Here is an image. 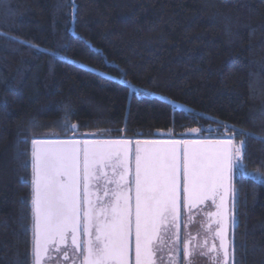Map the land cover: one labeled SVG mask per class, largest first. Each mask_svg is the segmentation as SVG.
<instances>
[{
    "label": "trees",
    "instance_id": "trees-1",
    "mask_svg": "<svg viewBox=\"0 0 264 264\" xmlns=\"http://www.w3.org/2000/svg\"><path fill=\"white\" fill-rule=\"evenodd\" d=\"M192 128L245 141L232 264H264V0H0V264H32V138Z\"/></svg>",
    "mask_w": 264,
    "mask_h": 264
},
{
    "label": "snow or ice",
    "instance_id": "snow-or-ice-1",
    "mask_svg": "<svg viewBox=\"0 0 264 264\" xmlns=\"http://www.w3.org/2000/svg\"><path fill=\"white\" fill-rule=\"evenodd\" d=\"M31 144L32 264H42L50 242L69 237L76 264H156L170 220L177 231L169 264H179L181 255L191 264L196 238L184 242L181 253L179 209L208 200L216 211L207 215L216 227L207 226L211 246L206 236L200 247L215 254L211 264H231L237 219L234 196L231 206L228 201L235 193L234 170L248 174L242 164L245 141L34 137Z\"/></svg>",
    "mask_w": 264,
    "mask_h": 264
},
{
    "label": "flooded vegetation",
    "instance_id": "flooded-vegetation-1",
    "mask_svg": "<svg viewBox=\"0 0 264 264\" xmlns=\"http://www.w3.org/2000/svg\"><path fill=\"white\" fill-rule=\"evenodd\" d=\"M171 139H178L176 137H169ZM169 138H151L147 140H160V139H169ZM117 140V139H116ZM128 140V139H127ZM132 140V139H129ZM202 140V139H200ZM135 141V140H134ZM108 175L111 176V170L107 169ZM237 171L234 170L233 182ZM102 195V192L100 193ZM233 194H229V206H231ZM107 199V198H106ZM216 209L212 205L211 201H202L191 204L188 208H184L181 205L179 209V237H180V250L182 253L184 242L188 241L191 237H195V240H192L191 244L194 246L193 251L194 255L191 261V264H211V257L215 254L209 253L207 251V247L203 249L200 247L204 241V238L207 236L208 239V247L211 246L213 240L210 237L209 230L207 226L211 224V228L215 229L216 225L213 222L214 218L209 217L207 214L209 212H215ZM33 224V220H32ZM177 229L172 226L171 220L169 222V227L166 231H162L161 237L164 241L163 244L157 245L156 252V264H169V255L171 253L170 242L174 238V233H176ZM33 239V233L31 232ZM70 239V237L68 238ZM218 246V241H215ZM70 247V246H69ZM63 248L61 242H50L47 246L46 253V263L45 264H53V263H61L65 258L67 259V264H76L77 262V253L75 249L71 245L73 253L68 251L60 252ZM204 251L205 255H200L199 252ZM62 253V254H61ZM63 256V259H61ZM82 259V257H80ZM179 264H185L182 255L178 258ZM232 264V261H231Z\"/></svg>",
    "mask_w": 264,
    "mask_h": 264
},
{
    "label": "water",
    "instance_id": "water-1",
    "mask_svg": "<svg viewBox=\"0 0 264 264\" xmlns=\"http://www.w3.org/2000/svg\"><path fill=\"white\" fill-rule=\"evenodd\" d=\"M75 130H77V127H76ZM198 132L196 134H193L190 131H185V132L177 134V137L178 138H182L183 137V138L193 139L194 137L198 136ZM86 134H89V133H86ZM90 134H92V133H90ZM86 136H88V135H86ZM170 136H171V132L170 131H168V132H161V131L154 132V137H156V138H169ZM102 140H116V139H102ZM131 147L134 149L135 145L133 144ZM68 240H69L68 242L71 244V239H68Z\"/></svg>",
    "mask_w": 264,
    "mask_h": 264
},
{
    "label": "crops",
    "instance_id": "crops-1",
    "mask_svg": "<svg viewBox=\"0 0 264 264\" xmlns=\"http://www.w3.org/2000/svg\"><path fill=\"white\" fill-rule=\"evenodd\" d=\"M31 178H32V171H31ZM31 229H32V226H31ZM68 241L69 240H67L66 242L62 243L63 244V248L61 249L60 252L68 251L70 253H73V250L71 248V244ZM32 244H33V239H31V252H32ZM31 258H32V255H31ZM45 263H46V253H42V264H45ZM67 263H68L67 259L64 258L61 263H56L55 262L53 264H67Z\"/></svg>",
    "mask_w": 264,
    "mask_h": 264
},
{
    "label": "rangeland",
    "instance_id": "rangeland-1",
    "mask_svg": "<svg viewBox=\"0 0 264 264\" xmlns=\"http://www.w3.org/2000/svg\"><path fill=\"white\" fill-rule=\"evenodd\" d=\"M176 138H178L177 135H176ZM44 139H54V138H44ZM59 139H100V140H102V139H105V138H103V137H101L99 135H96V134L94 136L93 135L86 136L84 134L83 136H80V137L69 136V137H64V138H59ZM119 139H125V138H119ZM31 171H32V169H31ZM61 259H63V256H61Z\"/></svg>",
    "mask_w": 264,
    "mask_h": 264
},
{
    "label": "built area",
    "instance_id": "built-area-1",
    "mask_svg": "<svg viewBox=\"0 0 264 264\" xmlns=\"http://www.w3.org/2000/svg\"><path fill=\"white\" fill-rule=\"evenodd\" d=\"M131 141H134V140H131Z\"/></svg>",
    "mask_w": 264,
    "mask_h": 264
}]
</instances>
